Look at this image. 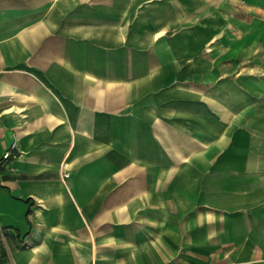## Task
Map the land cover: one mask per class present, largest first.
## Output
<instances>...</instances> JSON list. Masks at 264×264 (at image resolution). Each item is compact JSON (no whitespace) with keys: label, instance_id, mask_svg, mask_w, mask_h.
<instances>
[{"label":"crops","instance_id":"1","mask_svg":"<svg viewBox=\"0 0 264 264\" xmlns=\"http://www.w3.org/2000/svg\"><path fill=\"white\" fill-rule=\"evenodd\" d=\"M0 264H264V0H0Z\"/></svg>","mask_w":264,"mask_h":264},{"label":"built area","instance_id":"2","mask_svg":"<svg viewBox=\"0 0 264 264\" xmlns=\"http://www.w3.org/2000/svg\"><path fill=\"white\" fill-rule=\"evenodd\" d=\"M9 156H10L9 154H8V155H6V156H5V159H6V160H7V159H9Z\"/></svg>","mask_w":264,"mask_h":264}]
</instances>
